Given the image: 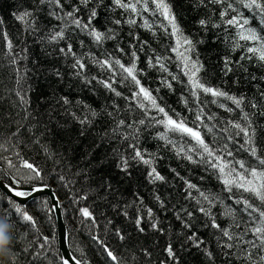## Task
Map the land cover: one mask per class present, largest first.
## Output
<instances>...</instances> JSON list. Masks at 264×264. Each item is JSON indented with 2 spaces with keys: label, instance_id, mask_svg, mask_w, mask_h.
I'll use <instances>...</instances> for the list:
<instances>
[{
  "label": "trees",
  "instance_id": "obj_1",
  "mask_svg": "<svg viewBox=\"0 0 264 264\" xmlns=\"http://www.w3.org/2000/svg\"><path fill=\"white\" fill-rule=\"evenodd\" d=\"M170 5L176 22L181 30V35H170L172 29L167 19L158 11H154L155 6L150 5L147 12L143 7L138 5V12L132 13L122 8L116 7L111 0H104L103 5L98 7L99 22L97 27L101 31L111 27L116 29V39L105 40L99 47L84 33L78 35L72 29V43L77 55L81 53H93L103 58L101 53L106 52L112 57L120 59L122 63L129 64L131 61V51L135 50L139 59L136 61L137 76L142 85L152 92L157 98V103L165 107L169 115L175 119L188 122L189 126H195V115L201 109L205 116L211 115L213 119L205 120V124L200 127L206 142L213 147L222 148L227 142V137L233 139L229 143V149L233 152L235 159L243 160L252 167H261L258 161L250 156L247 152L239 147L243 143V136H236L237 130L233 129L228 121L244 123L241 119L244 112L252 116L256 128L255 147L257 155L264 157V62H260L253 56L251 59H241L242 56H248L245 49L235 46L237 42L236 30L227 27L220 13L225 10L226 4L211 3L210 0H166ZM230 2V0H226ZM32 0H0V18L4 24L0 25V136L11 137L12 133L19 130L20 137L16 143L19 144L17 151L20 152L24 159L38 165L45 173L46 182L56 188L65 205L64 219L68 232L72 234V245L78 250H82L87 260L91 264H110L106 261L100 247L91 240L89 231L97 234L109 247L115 252L120 260V264H162L166 259L164 248L168 242L176 243V233L180 232L179 221L173 216V211L183 207L194 210L198 205L196 199L199 194L192 191L193 199L185 198V185L180 177L189 180L191 183L205 193L219 198L217 204L211 208L215 215L217 223L223 228L233 232H239L234 224L239 223L244 226L248 220L246 213L242 212V205H236L233 200L228 199L231 193L224 190V185L216 178L214 170L206 164H193L187 159L177 156L175 145H183L185 148L191 147L194 143L187 137L179 133L168 132L167 136L173 141L168 144L165 140L159 138L165 129L160 124H155L152 120L146 119L142 110L137 107V103L126 98L132 97V90L135 87L130 80H122L117 76L114 87L122 93V96L116 97L114 93L106 90L102 85L93 82L91 88L80 86L75 90L65 88L61 95L69 94L75 99H82L92 105L98 112L105 110L113 112L114 116L102 117L103 124H97L93 130L95 135L104 131L111 134V129L115 127L116 122L124 119L126 122L133 120L146 119V125L135 124L134 128L139 129L138 145L147 153L156 157L155 167L161 175L165 177L164 182L149 183L146 178L148 168L144 165H138L134 169L135 179L131 182L125 180L115 183L114 186L122 193L120 197L121 205L124 202L132 204L135 200L134 193H139L144 199V205L152 207L159 213V206L153 199L155 193L161 194L162 199L174 206L164 218L163 213H159L163 219V224L167 228L171 224V230L164 234L154 233L147 227L145 233L141 234L135 231L130 218L136 211L139 204L128 207L129 218L123 215H117V212L111 207V197L103 199L101 197L102 189L99 187V181L102 173L95 168H85V160L81 155V150L77 147L76 151L70 150V145L62 135H57L60 131L50 129L54 126L49 124V111L54 107V100L50 95H41V92L51 93L49 87L51 77L42 75L45 71H51L53 67L60 68L66 73H70V58H64L57 50L63 47L66 41L58 43L49 42L42 39L41 34L46 35L52 32L59 22L53 17L47 15V8L39 11L36 15L39 17L37 23L40 31L33 32L27 24L17 21L13 13L20 9L27 8L31 5ZM64 11H71L73 6L80 7L78 15L86 18L87 9L80 4V0H64ZM135 3V0H133ZM243 14L249 18L252 13L235 5ZM229 15H234L229 10ZM114 19H120L122 23L115 25ZM134 19L135 24H129L128 21ZM205 20L206 26H201L199 21ZM147 21V23H145ZM216 25H219L217 27ZM251 27L260 30L259 22L253 20ZM7 33L9 40L13 45L11 54L7 49V42L3 38V33ZM183 38L193 41V50L185 52L187 45L178 40ZM84 41V46H80V41ZM124 52L117 50V42ZM147 43H144V42ZM240 44L245 42L239 41ZM135 45V49L131 47ZM177 49L176 52L172 48ZM155 56H162L161 61L168 68V72H163L158 66L153 67L148 64V59ZM183 57H190L192 61H199L203 68L199 72V77L206 85L218 88L237 98L243 97V103L237 107L232 101L224 98H214L210 94L199 93V99L196 100L191 95L188 85V77L182 71ZM15 57L16 63L13 64ZM232 61V71L227 75L222 71L224 59ZM88 63V75L97 76L99 79H107L110 75L108 71L95 65L91 60ZM19 69V74L17 73ZM39 69V71H37ZM171 74V75H170ZM177 76V80H172L171 76ZM254 77V78H253ZM19 79V84L17 83ZM172 84L169 89L165 83ZM20 91L25 96L27 104H22L16 92ZM216 99V103L211 101ZM187 101V104L185 103ZM256 104V108L251 105ZM114 105L118 107H114ZM223 105V107L221 106ZM150 107V105H149ZM231 108L232 111L226 109ZM243 109V112L241 111ZM27 109V111H25ZM59 111V109H57ZM178 114V115H177ZM27 116V118H25ZM148 116L161 118L162 114L152 109ZM59 120H68L69 126H72V120L66 115H60ZM199 123V122H196ZM206 125V126H205ZM212 127V131H208ZM227 129V131H223ZM128 135L129 140L122 139V136ZM132 135L131 129H120L119 133L112 136L110 142H106V147L111 149H126ZM39 140L40 143H35ZM47 149L45 152L44 149ZM86 150V148H85ZM130 152V149H126ZM7 155V153H4ZM194 158H195V154ZM231 159V158H229ZM54 170L63 172L73 183L71 188H63L58 180L54 178ZM21 171H25L22 169ZM79 175H73L76 172ZM179 173V176L176 175ZM113 176L117 175L116 170L112 169ZM235 191V190H234ZM84 194L88 198L81 201L80 204L72 203L70 195ZM237 198L241 196L249 198L250 201L259 204L249 193L236 192ZM114 202V201H112ZM5 202L0 200V211L4 210ZM27 210L33 215L38 223L39 234L45 236H55L56 247L57 229L54 215L51 219L41 210L36 201L27 204ZM81 206L88 207L95 215L97 224L94 228L89 229L88 221L81 224V217L76 209ZM231 209L235 213V218L226 214ZM196 228L195 230L204 239L207 249L213 253L214 262L210 261L207 256L193 249L181 251V264H247L243 254L237 255L234 250L231 256L225 255V249L217 243L220 234L215 229L204 227L203 224L207 217L195 212ZM111 221V223H109ZM210 222V221H209ZM119 228L122 233H126L124 241H120L115 235V229ZM21 232L25 233L24 239L17 241V248L20 252L17 264H29L31 256L23 252L28 245V241L34 240L36 232L29 230L27 225H22ZM259 260V254H257ZM37 264V262H33ZM47 264V261H43ZM168 264H172L168 260Z\"/></svg>",
  "mask_w": 264,
  "mask_h": 264
},
{
  "label": "snow or ice",
  "instance_id": "obj_2",
  "mask_svg": "<svg viewBox=\"0 0 264 264\" xmlns=\"http://www.w3.org/2000/svg\"><path fill=\"white\" fill-rule=\"evenodd\" d=\"M201 2L203 3L204 0H201ZM210 2L226 4L225 10L220 15L223 23L227 27L236 30V37L238 39L234 47L239 46L245 49L246 53L250 54L248 56H242L241 59H251L255 56L257 60L264 62V0H230V2H226V0H210ZM111 3L116 7L132 13L138 12V5H141L145 12L149 10L150 5H154V11H158L168 20L172 29L170 35L182 36L179 25L176 22V17L173 15L171 7L166 0H135V3H133V0H111ZM80 4L87 9L86 18L78 15L80 7L77 6H73L71 11L65 12L64 0H32L29 7L13 13L17 21L27 24L28 28L33 32H39L40 27L37 23L39 17L36 13L47 8V15L56 19L59 24L52 32L46 35L41 34L42 39L53 43L66 41L65 45L57 51L64 58L71 59L70 73H66L56 67H53L50 72L46 70L45 73H42V75L51 77L49 84L51 93L41 92V95H50L55 105L48 113L49 124L54 125L50 130L55 132L59 128L60 131L57 132V135H62L66 139L67 144L71 146V151H76L77 147L80 148L81 155L85 160L84 167L88 169L94 167L97 172L103 174L99 181V187L102 189L101 197L103 199H107L108 197L112 198L114 202L110 201L111 207L117 212V215H123L128 219V207L134 204L141 205V207L136 208L135 213L130 218L135 231L141 234L146 231V228L143 226L145 222L147 223V227L154 233L164 234L166 231H170L171 224L166 228L159 213H163L166 219L167 213L174 206H170L167 201L162 199L161 194L158 192L154 194L153 199L159 206V213L152 207L144 205V199L138 192L134 193L135 200L132 204L124 202L121 205L119 198L122 197V193L114 186V182L120 183L125 180L131 182L134 180L133 173L136 166L142 164L148 168L145 175L149 183L165 181V177L154 166L156 157L139 147V129L134 128V125L139 124L147 127L146 119L152 120L155 124L162 125L165 132L161 133L159 138L165 140L168 144H173V141L167 136L168 132L179 133L181 136L189 138L194 142L191 147L185 148L183 145L173 144V147L177 148V156L187 159L193 164H206L209 168L213 169L216 178L224 185V190L231 193L228 199L233 200L236 205L243 206L241 211L247 214L248 220L243 227L239 223L234 224L235 228L240 229L239 232H233L227 228H223L217 223L215 215L211 212V208L217 204L219 198L201 191L197 185L180 177L186 186V199H193L192 191L199 194V198L196 199L198 207L190 210L187 207L181 206L180 209L173 211V216L179 221L181 231L176 233V243L168 242L166 244L163 250L166 254V259L162 264H168V260H171L172 264H181L182 258L180 252H190L193 249L201 252L210 261L214 262L215 258L213 253L207 249L204 239L195 230L197 220L195 212H199L202 216L207 217V220L203 224L204 227L215 229L220 234L217 243L221 248L225 249L226 256H231L232 252L237 250L236 254L238 256L243 254L247 264H264V157L257 155L254 140L256 128L252 116L244 112L241 117L244 121L243 124L235 121H228L227 123L233 129L237 130L235 133L236 136L242 134L243 143L239 147L256 159L258 165L261 167H252L243 160L235 159L233 152L229 149V143L233 139L232 136L227 137V142L222 148L213 147L210 143L206 142L200 131V127L205 124V120H211L213 117L211 115L205 116L203 109L195 115V121L193 122L195 126H189L188 122L175 119L169 115L165 107L157 103V98L138 79L136 61L139 57L135 50L130 53L131 61L129 64L122 63L120 59L112 57L111 54L106 52L101 53L103 58L93 53H81L77 55L72 43V33L69 32V29L74 30L77 35L80 32L86 34L98 47L105 40L116 39V29L109 27L101 31L103 24L97 27V23L99 22L98 7L101 5L107 7V5H104V0H80ZM235 5L247 9L252 13V17L245 16ZM229 10L234 15H229ZM257 19L260 26L259 31L257 28L250 26L252 21ZM112 23L120 25L122 21L120 19H114ZM128 23L135 24L136 21L131 19ZM199 23L201 26H206L205 20H200ZM3 24L4 20L0 18V25ZM216 26L219 27V25ZM3 38L7 42L6 46L11 54L13 45L6 32L3 33ZM239 41L245 43L240 44ZM181 42L187 45L185 52L193 50L194 45L191 39L183 38L182 41L178 40L177 43L180 44ZM79 43L81 47L84 46L83 40ZM144 43L147 42L145 41ZM131 47L135 49V45ZM117 50L124 52V49L119 47V41L117 42ZM172 51L176 52L177 49L173 47ZM163 59L164 57L162 56L151 57L148 59V64L153 67L158 66L163 72H168L166 65L161 62ZM182 59L184 60L182 71L188 77V85L194 99L198 100L199 93H203L205 95L210 94L214 98L230 100L237 107L242 105L243 97L237 98L202 82L198 74L203 68V65L198 60L192 61L190 57L183 56ZM88 60H91L95 65L108 71L110 73L109 77L107 79H99L97 76L89 77ZM12 62L13 64L16 63L15 57ZM231 65L232 61L225 58L222 68L225 75L232 71ZM17 73L19 74V69H17ZM118 75L121 76L122 80H130L135 86L132 90V97L126 99L133 100L134 98V101L138 102L137 107L142 110L146 119L133 120L131 122L120 119L116 122L115 127L111 129L112 135L103 129L94 135L93 130L95 126L98 123H104L102 117L114 116V113L107 110L98 112L91 104L86 103L84 100L75 99L74 97H70L69 94L61 95L60 93L65 88L73 90L80 86L91 88L95 81L109 92L114 93L116 97H120L122 93L114 87L116 83L115 78ZM171 79L177 80L178 77L173 75ZM162 82L169 89L172 88L171 83L167 81ZM17 83L19 84V79H17ZM16 95L22 104H27L25 96L20 91H17ZM211 102L216 103L217 100L213 99ZM185 103L187 104V101ZM221 106L223 107V105ZM114 107L118 106L114 105ZM251 107L256 108L257 105L252 104ZM152 109L162 114L161 118L157 119L154 116H148V113ZM226 110L232 111L231 108ZM241 111L243 112L242 108ZM261 114L264 115V112ZM60 115L70 117L72 126H69L68 120H59L58 117ZM120 129L132 130L130 142L126 146V149L131 150L130 152H127L126 149L118 150L106 147V142H110L112 136L118 134ZM208 131L211 132L212 127H208ZM223 131L226 132L227 129H223ZM19 137V130L13 132L11 137L0 136V200L5 202L4 210L0 211V220L6 222L10 228L11 244L9 251L12 259L8 264H17L20 255L17 248L18 237L19 239H24L25 237V233L20 231L22 225H27L29 230L36 232L35 239L28 241V245L23 249V252L28 253L32 258L29 264H33V262L43 264V261H47V264H91L86 259L82 250L73 247L72 234L71 232L66 233L63 227L60 228V245L64 251L56 247L55 236L49 237L39 234L37 220L27 210L26 202L29 199L38 202L41 210L45 212L49 219L57 213L63 215L64 211L62 210H65V205L60 199L59 194L53 190L52 185L46 182L43 170L38 165L24 159L20 152L17 151L19 144L16 141L19 140ZM122 139L129 140V136L124 135ZM35 143L39 144L40 141L36 140ZM44 150L47 152L46 148ZM4 153H7V155ZM193 154H195V158ZM113 168L117 172L116 176L112 174ZM22 169L25 171H21ZM53 174L54 178L59 181L61 187L71 188L73 181L63 174L62 171L56 172L54 170ZM79 174L80 172L78 171L73 175ZM176 175L179 176V173H176ZM236 192H240L241 194L249 193L250 197H254L259 201V204L242 196L237 198ZM87 198L84 194L70 195V199L74 204H80L81 201ZM21 201L24 203H21ZM76 211L82 218L81 224H84V221H88L90 222L87 225L89 229L96 226V217L88 207L81 206ZM226 214L232 216L233 219L235 218V213L231 209ZM89 235L91 240L105 254L107 262H110V264H120L118 256L108 244L92 231H89ZM115 235L120 241H124L126 238V233H122L119 228L115 229ZM257 254H259V260H257Z\"/></svg>",
  "mask_w": 264,
  "mask_h": 264
},
{
  "label": "clouds",
  "instance_id": "obj_3",
  "mask_svg": "<svg viewBox=\"0 0 264 264\" xmlns=\"http://www.w3.org/2000/svg\"><path fill=\"white\" fill-rule=\"evenodd\" d=\"M11 244L9 225L0 220V264H8L12 259L9 251Z\"/></svg>",
  "mask_w": 264,
  "mask_h": 264
},
{
  "label": "water",
  "instance_id": "obj_4",
  "mask_svg": "<svg viewBox=\"0 0 264 264\" xmlns=\"http://www.w3.org/2000/svg\"><path fill=\"white\" fill-rule=\"evenodd\" d=\"M54 191H56L55 187H52ZM57 192V191H56ZM58 193V192H57ZM59 194V193H58ZM60 196V195H59ZM60 199L62 200V198L60 197ZM33 200L29 199L26 202V205L31 203ZM63 201V200H62ZM21 203H24L23 201H21ZM63 211V210H62ZM54 218H55V222H56V229H57V241H58V247L61 248L60 245V228L63 227L64 231L67 233L68 229H67V225L64 219V214L61 215L60 213L54 214ZM61 251H64L63 248H61Z\"/></svg>",
  "mask_w": 264,
  "mask_h": 264
}]
</instances>
